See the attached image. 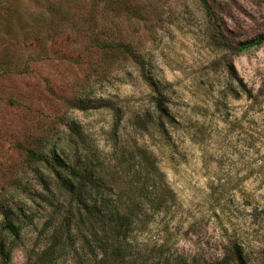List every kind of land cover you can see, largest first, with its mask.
<instances>
[{
  "label": "rangeland",
  "instance_id": "1",
  "mask_svg": "<svg viewBox=\"0 0 264 264\" xmlns=\"http://www.w3.org/2000/svg\"><path fill=\"white\" fill-rule=\"evenodd\" d=\"M206 1L210 13L200 0H0V205L18 215L8 264H31L67 207L28 151L81 158L129 206L138 147L170 191L133 219L140 264H235L232 244L263 263L264 42L238 54L220 42L263 34L264 0ZM148 82L165 88V133L146 122Z\"/></svg>",
  "mask_w": 264,
  "mask_h": 264
},
{
  "label": "trees",
  "instance_id": "2",
  "mask_svg": "<svg viewBox=\"0 0 264 264\" xmlns=\"http://www.w3.org/2000/svg\"><path fill=\"white\" fill-rule=\"evenodd\" d=\"M204 9L210 13L206 0H200ZM264 42V33L252 39L237 42L231 48L224 39L221 47L233 53H241ZM128 49V48H127ZM127 53L135 59L128 49ZM237 88L245 98L255 104L257 95L246 89L240 79L234 76ZM146 81L147 77H146ZM153 92V113L146 114L150 125L154 124L160 133H165V125L174 124V118L168 107L164 86L148 82ZM145 129V128H143ZM136 157L144 172L139 182L140 200L130 201L123 206L121 201L113 198L112 190L105 180L96 172L90 163L77 158L73 165L60 160L56 154L49 157L41 152L28 151V157L35 163L48 167L57 187L67 199V207L61 222L52 229L47 245L40 251L31 264H55L65 255L70 254L76 264H140L143 258L138 250L133 249L130 241L133 219L137 212L145 209L149 214L158 211L170 198V191L162 188L161 173L154 166V158L144 148H136ZM133 167V165H132ZM148 171L150 173H148ZM139 174V173H138ZM161 187V188H160ZM145 213V212H144ZM148 215L147 213L143 216ZM0 264H8L12 242L18 235V215L0 205ZM78 241V242H77ZM235 264H245L240 247L232 244ZM225 263V257L222 259ZM264 264V258L263 263Z\"/></svg>",
  "mask_w": 264,
  "mask_h": 264
}]
</instances>
